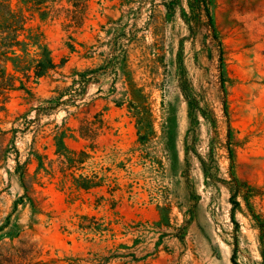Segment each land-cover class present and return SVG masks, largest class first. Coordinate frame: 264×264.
<instances>
[{"label": "rangeland", "instance_id": "374dc122", "mask_svg": "<svg viewBox=\"0 0 264 264\" xmlns=\"http://www.w3.org/2000/svg\"><path fill=\"white\" fill-rule=\"evenodd\" d=\"M156 259L264 264V0H0V264Z\"/></svg>", "mask_w": 264, "mask_h": 264}, {"label": "crops", "instance_id": "0c3cea01", "mask_svg": "<svg viewBox=\"0 0 264 264\" xmlns=\"http://www.w3.org/2000/svg\"><path fill=\"white\" fill-rule=\"evenodd\" d=\"M156 260H158V259H156ZM155 261L154 262H150L149 264H164V261H162L161 259L158 260V262H155Z\"/></svg>", "mask_w": 264, "mask_h": 264}]
</instances>
